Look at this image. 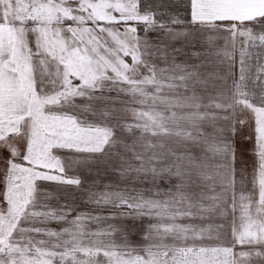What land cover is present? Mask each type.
<instances>
[{"label": "snow or ice", "instance_id": "obj_1", "mask_svg": "<svg viewBox=\"0 0 264 264\" xmlns=\"http://www.w3.org/2000/svg\"><path fill=\"white\" fill-rule=\"evenodd\" d=\"M0 264H264V0H0Z\"/></svg>", "mask_w": 264, "mask_h": 264}, {"label": "rangeland", "instance_id": "obj_2", "mask_svg": "<svg viewBox=\"0 0 264 264\" xmlns=\"http://www.w3.org/2000/svg\"><path fill=\"white\" fill-rule=\"evenodd\" d=\"M154 35V34H152ZM216 70H220V71H223V66H221L219 69L217 68H214V67H211L209 66L206 71L208 72H212V71H216ZM255 72V69L253 68V73ZM207 102V101H205ZM208 131L211 132V128L209 127L208 128ZM237 140H238V147L240 149H245L246 145L245 143L241 140V138L238 136L237 137ZM251 145L248 144L247 145V148H250ZM251 159V157H249V160ZM83 181H84V184H83V188L87 189L89 188L90 186L93 185V181L96 182L95 184V190H98V191H103L104 190V185L106 184H110V185H113L114 187L115 186H119V187H123L124 186V183L125 182H122L119 178V176L117 175V173L115 172H111V171H108V172H102L99 176H96L94 174H88L86 172H81L80 173ZM163 186V185H162ZM137 187H148L147 184H144V185H137ZM211 194V193H209ZM77 204L79 206V210L80 211H84V212H89L91 211L93 214H99L101 216H108L112 213H115L119 210L113 208L112 206L108 205V206H101V207H96L95 205H91V204H87V203H82L81 201L77 200ZM119 219L115 220V221H112V220H101L99 222V224L97 223H90L89 227L95 231L97 228H100V229H103L105 228L109 223H119ZM178 223H181V224H187V223H192V224H195L197 225L198 227H207L209 225H212L213 227L216 225V224H219L221 222H223L221 220V218L217 217V216H213L211 214H208L205 216V218L203 220L199 219V218H195V219H180L177 221ZM139 223V222H138ZM145 224H147V220L145 219L144 221ZM62 225H58V224H51L50 227L54 228V229H57L59 230V228L61 227ZM103 238V237H101ZM137 240L139 239V237H135ZM87 242V241H86ZM237 251H240V246H237ZM244 250H247V249H244Z\"/></svg>", "mask_w": 264, "mask_h": 264}]
</instances>
